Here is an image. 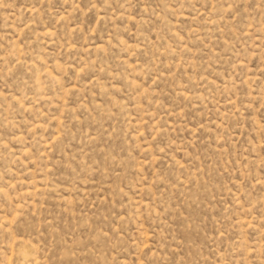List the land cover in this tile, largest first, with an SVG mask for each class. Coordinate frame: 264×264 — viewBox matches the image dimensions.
<instances>
[{
	"label": "rangeland",
	"instance_id": "1",
	"mask_svg": "<svg viewBox=\"0 0 264 264\" xmlns=\"http://www.w3.org/2000/svg\"><path fill=\"white\" fill-rule=\"evenodd\" d=\"M0 264H264V0H0Z\"/></svg>",
	"mask_w": 264,
	"mask_h": 264
},
{
	"label": "snow or ice",
	"instance_id": "2",
	"mask_svg": "<svg viewBox=\"0 0 264 264\" xmlns=\"http://www.w3.org/2000/svg\"><path fill=\"white\" fill-rule=\"evenodd\" d=\"M92 7H95V5H92Z\"/></svg>",
	"mask_w": 264,
	"mask_h": 264
}]
</instances>
